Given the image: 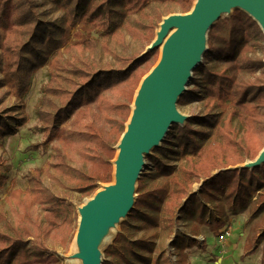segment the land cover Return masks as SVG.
<instances>
[{"label": "trees", "instance_id": "trees-1", "mask_svg": "<svg viewBox=\"0 0 264 264\" xmlns=\"http://www.w3.org/2000/svg\"><path fill=\"white\" fill-rule=\"evenodd\" d=\"M195 1L0 0V148L28 122L23 99L33 75L46 67L35 110V131L44 139L32 149L46 150L58 121L74 107L71 134L77 141L68 139L67 145L78 149L82 158L74 166L65 149L55 147L53 162L33 169L27 188L12 190L0 202V264H61L45 240L53 236L66 249L77 219L68 198L90 197L98 184L112 180L115 147L130 117L134 93L153 65L145 64L153 50L137 58L154 39L149 9L175 4L186 14ZM48 3L50 12H40ZM52 11L60 13L58 20H48ZM231 20L221 45L213 44L217 24L209 29L203 62L192 72L198 78L190 79L193 87L178 100L180 106L198 102L202 112L184 125L173 124L164 147L146 157L155 175L149 185L142 176L137 181L129 220L106 250L111 264H173L161 241L174 234L177 214L187 222L189 233L171 241L174 263L190 264L188 251L203 247L197 240L200 226L217 234L230 215L245 210L249 232L244 256L261 246L264 264V163L240 166L254 161L264 148V57L247 55L248 42L264 51V35L240 9L233 11ZM235 24L243 39L236 51ZM128 39L142 41V49L132 50ZM8 98L13 101L6 106ZM168 154L177 165L159 157ZM6 180L0 175V186ZM195 183L200 184L198 194ZM34 207L41 208V216L32 215ZM139 232L143 234L137 237Z\"/></svg>", "mask_w": 264, "mask_h": 264}, {"label": "water", "instance_id": "water-1", "mask_svg": "<svg viewBox=\"0 0 264 264\" xmlns=\"http://www.w3.org/2000/svg\"><path fill=\"white\" fill-rule=\"evenodd\" d=\"M240 9L264 35V0H196L190 12L165 18L149 50L161 47L157 65L141 80L118 145L114 162L115 184L97 192L81 208L76 233L77 258L82 264H101L100 233L125 218L134 206L137 181L144 159L158 147L173 124L185 117L178 111L179 97L187 90L193 70L202 62L207 33L222 14ZM264 163V148L248 162Z\"/></svg>", "mask_w": 264, "mask_h": 264}, {"label": "rangeland", "instance_id": "rangeland-1", "mask_svg": "<svg viewBox=\"0 0 264 264\" xmlns=\"http://www.w3.org/2000/svg\"><path fill=\"white\" fill-rule=\"evenodd\" d=\"M36 1L38 3H41V0H36ZM50 10H51V5L49 3L43 5L42 7H39V11L42 13L44 11L49 13ZM234 10L235 9L230 10L228 13L222 14L220 18L215 22L217 24V29L215 33V38H213L214 45H221L222 42H224L225 39L228 37L230 28L232 26L231 15ZM149 12L152 15L154 39L156 38V34L160 29V25L162 24V21L165 18L172 15H183V13L179 10L178 6L175 4L161 5L159 7L153 6L149 9ZM59 17H60V13L57 11L55 12L52 11L47 16L48 20L51 21L58 20ZM232 32H233L232 33L233 43L236 51L238 47L243 43V39L239 32L238 24H235ZM83 35L84 37H95V35L93 34L87 35L83 33ZM128 41L130 43L132 50L139 51L142 49V44H143L142 41L134 42L131 41L130 39H128ZM248 45L250 46V49H248V54H247L248 57H252V58L264 57V51L263 49H261V46L252 44L251 42H248ZM207 49H208V42H206V50ZM149 51L152 50H149L148 47H146L144 51L137 58L147 54ZM153 51H155L154 55L148 57L147 61L145 62V64L146 63L153 64L151 69L157 65L158 61L161 58V47L155 48L153 49ZM205 63L209 64L210 62L206 61ZM192 77L198 78L197 76H193V75ZM46 79H47L46 67H42L33 75L32 83L29 88V91L26 93L23 99V103L25 106V113L28 116V122L19 129L16 135L6 138L2 148H0V175H4L5 177H7V180L4 183V185L0 186V202L3 201L10 194L12 190L19 189L21 191H24L28 186V176L30 175L32 170L35 168H42L46 166V164L53 162L55 147H63L67 155L72 159L74 166H79L81 163L82 158L78 149L71 148L69 145H67L68 139L73 142L77 141V137L71 134L72 131L74 130L72 126V119L75 113L74 107L70 108V110L66 113V116L62 117L58 121L56 125L55 138L50 143L49 147L44 151L43 150L34 151L32 149V145L36 143H40L44 139L42 134L35 131V127L38 125L36 120L35 110L40 104L39 103V99L41 95L40 90L43 88ZM192 87L193 85L190 81L187 85V89H191ZM136 91L134 93V97ZM105 94L110 95L108 90L105 91ZM117 98L121 99L119 98V96ZM12 101L13 99L10 100L8 98L6 99L4 105L9 106L12 104ZM133 103H134V99L132 104ZM132 104L130 106L131 111H132ZM178 111L180 112L181 115L185 117L184 122L179 125H184L191 115L201 113L202 107L198 102H192L184 106L178 105ZM129 119L126 123V126L129 124ZM116 147H115L116 149L115 158L112 161L113 163L112 180L110 183L98 184V189L93 195L115 184L114 162L116 161V158L118 156V150ZM158 147H164L162 142L159 144ZM154 153H155L154 150H151L150 153L145 156L144 166L142 168L140 175V177L142 176V178L148 185L152 183L153 176L155 175V173L153 172L152 164L146 159V157ZM159 157L164 162H169L174 165L178 164L177 161H175L174 158H172L169 154L168 156H159ZM240 166H248V161H246L243 165ZM45 184L48 185L47 179ZM199 186H200L199 183H195L193 185V190L196 194H198L200 191ZM136 189H137V185H136ZM93 195H91L90 197L81 198L79 195L74 194L68 198L69 203L72 204L75 209L77 219H76V227L74 229L73 239L71 243H68L66 249H63L59 245L58 239H56L53 236H49L45 240L47 247L53 250L60 257L61 264H65V256L69 254L71 244L77 233V227L79 222V212H78L79 208H81L88 200H90V198H92ZM136 197H137V193L135 191L134 198L136 199ZM6 209L7 211L9 210L7 206ZM31 213L33 216L39 217L42 215V210L39 207H34L33 209H31ZM176 217H178V220L173 231L174 234L171 236L170 239L165 238L164 241H161L165 255H167V257L173 262V264H175L174 261L176 260V256L174 254L173 247L170 245L171 241H173L176 235L178 234L189 233L187 222L178 214L176 215ZM128 220H129L128 216H126L125 218L119 221L116 230L112 231L113 237L108 243L105 244L100 240L98 250L100 253L101 264L112 263L110 261V256L106 255V250L110 245H112L116 235L119 232H121V228H120L121 224ZM248 223H249L248 211L245 210L237 215L234 216L230 215L229 222L227 223V225L224 226L217 234H213V232L206 226H200V233L199 236L197 237V240L203 245V247L202 246L201 248L193 247L188 251L190 264H260L261 246L257 248L255 253L249 256H244V243L249 232ZM225 230H228L229 235H226L224 239L220 240L219 235L220 233H223ZM142 234H143L142 232L137 233V237H140ZM116 264H124V263L116 261Z\"/></svg>", "mask_w": 264, "mask_h": 264}, {"label": "bare ground", "instance_id": "bare-ground-1", "mask_svg": "<svg viewBox=\"0 0 264 264\" xmlns=\"http://www.w3.org/2000/svg\"><path fill=\"white\" fill-rule=\"evenodd\" d=\"M136 110V104L135 102L132 104V111ZM119 223V220L115 222L113 225L105 228L101 233H100V240L104 242L105 244L108 243L112 237L113 233L112 231L116 230V227ZM77 253H78V247H77V242H76V237H74V240L71 244L69 254L65 256V264H82V261L77 258Z\"/></svg>", "mask_w": 264, "mask_h": 264}, {"label": "built area", "instance_id": "built-area-1", "mask_svg": "<svg viewBox=\"0 0 264 264\" xmlns=\"http://www.w3.org/2000/svg\"><path fill=\"white\" fill-rule=\"evenodd\" d=\"M226 235H229V234H228V230H225L223 233H220V235H219V239H220V240L224 239Z\"/></svg>", "mask_w": 264, "mask_h": 264}]
</instances>
